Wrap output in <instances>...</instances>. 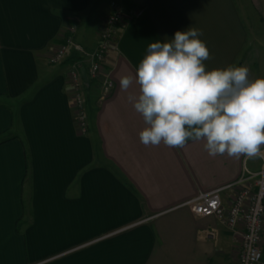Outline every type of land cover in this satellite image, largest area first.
<instances>
[{
	"label": "crops",
	"instance_id": "1",
	"mask_svg": "<svg viewBox=\"0 0 264 264\" xmlns=\"http://www.w3.org/2000/svg\"><path fill=\"white\" fill-rule=\"evenodd\" d=\"M109 1L144 9L116 27L117 48L92 78L89 53ZM102 2L0 0V264H234L231 231L184 203L260 171L262 157L210 156L204 140L145 146L139 133L147 125L128 99L138 85L124 91L120 78L135 76L151 42L188 28L203 33L206 70L243 65L250 80L264 77V50L247 41L236 0ZM70 23L80 49L50 63ZM72 65L82 84L84 133L70 112ZM103 74L112 82L107 93ZM233 190L219 192L222 207Z\"/></svg>",
	"mask_w": 264,
	"mask_h": 264
},
{
	"label": "clouds",
	"instance_id": "2",
	"mask_svg": "<svg viewBox=\"0 0 264 264\" xmlns=\"http://www.w3.org/2000/svg\"><path fill=\"white\" fill-rule=\"evenodd\" d=\"M202 35L188 28L151 42L135 76L120 78L122 90L139 88L128 99L147 125L141 143L181 148L204 140L210 156L264 158V77L250 80L243 65L206 70Z\"/></svg>",
	"mask_w": 264,
	"mask_h": 264
},
{
	"label": "built area",
	"instance_id": "3",
	"mask_svg": "<svg viewBox=\"0 0 264 264\" xmlns=\"http://www.w3.org/2000/svg\"><path fill=\"white\" fill-rule=\"evenodd\" d=\"M111 10L101 19L96 27V47L89 53L91 61L88 64L89 77H95L99 72L100 65L105 60L108 50L117 48L116 27L120 23H126L132 19L139 18L143 7L131 4L129 7H122L119 4L109 1ZM74 23L65 26L64 33L59 44L48 55V61L56 64L63 58V54L69 48L79 51L80 47L72 41ZM78 71L74 65L66 74L69 86V104L71 114L75 119V125L80 133H84L85 115L83 114L84 103L80 91L81 80L78 78ZM102 90L108 92L111 87V80L107 74H103ZM260 171L247 172L235 178L229 184L222 187L212 188L210 191L199 192L194 198L188 199L184 204L191 209L196 216H214L226 225L231 231L234 240L238 243L237 251L234 252L236 261L234 264H264V256L260 254L262 248V237L264 233V158L259 168ZM250 180V177H254ZM225 187H234L231 202L226 207L221 206L219 192Z\"/></svg>",
	"mask_w": 264,
	"mask_h": 264
},
{
	"label": "rangeland",
	"instance_id": "4",
	"mask_svg": "<svg viewBox=\"0 0 264 264\" xmlns=\"http://www.w3.org/2000/svg\"><path fill=\"white\" fill-rule=\"evenodd\" d=\"M102 1V5L105 6L108 0ZM115 1L120 2V0ZM236 2L238 11L242 13L243 20L246 23L247 41H253L255 38L256 42L254 44L259 45L264 50V0H236ZM262 64L264 65V60ZM260 70L263 72L264 66ZM262 249V254H264V244Z\"/></svg>",
	"mask_w": 264,
	"mask_h": 264
},
{
	"label": "trees",
	"instance_id": "5",
	"mask_svg": "<svg viewBox=\"0 0 264 264\" xmlns=\"http://www.w3.org/2000/svg\"><path fill=\"white\" fill-rule=\"evenodd\" d=\"M262 203H263V206H264V201Z\"/></svg>",
	"mask_w": 264,
	"mask_h": 264
}]
</instances>
